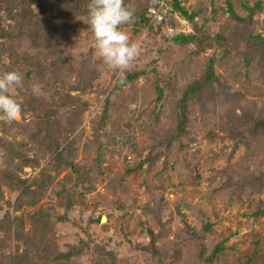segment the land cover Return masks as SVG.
Instances as JSON below:
<instances>
[{
  "label": "rangeland",
  "instance_id": "1",
  "mask_svg": "<svg viewBox=\"0 0 264 264\" xmlns=\"http://www.w3.org/2000/svg\"><path fill=\"white\" fill-rule=\"evenodd\" d=\"M146 1L127 0L136 23L122 28L140 46L128 70L147 73L121 89L114 87L126 71L110 70L96 55L92 31L81 26L68 29L66 14L53 34L56 51L47 60L44 78L36 76L33 65L15 64L24 76V86L16 92L24 109L27 97L34 96V83L42 85L44 95L39 98L59 91L77 95L78 90L62 87L61 79L70 67L73 72L91 67L97 77L93 90L81 95L89 106L81 114L73 135L76 150L69 158L78 164L77 170L66 162L57 166L55 153L44 156L31 150L27 156L33 161L28 166L17 158L4 162L1 152L0 168L5 170L0 179L1 264H200L199 242L208 251L219 244L226 247L212 264H264V180L260 179L264 134L233 150L237 140L230 132L244 128L235 118L244 115L242 103L264 108L261 58L257 55L247 62L236 48H226L222 54L210 46L197 52L196 43H172L159 28L141 19ZM180 1L194 19L178 12L162 29L165 34L227 35L237 24L231 8L246 17V5L260 2L253 33L264 37V0ZM54 10L58 8L48 6L41 15L56 23ZM78 18L87 23L88 13ZM48 50L45 47L44 52ZM60 56L61 72L51 70L50 62ZM2 58L6 65L14 62L7 54ZM211 59L218 82L208 95L214 98L206 108L197 99L189 102L187 132L166 149L167 141L157 143L158 135L175 131L178 101L187 86L205 73ZM5 71L0 65V74ZM112 90L100 145L96 128ZM31 120L32 113L25 121L22 114L17 118L20 123ZM13 126L5 137L10 142L22 139ZM237 134L235 138L242 135ZM34 197L35 203H28ZM193 232L201 236L195 238ZM151 236L156 238L154 244ZM83 244L70 260L57 257Z\"/></svg>",
  "mask_w": 264,
  "mask_h": 264
},
{
  "label": "trees",
  "instance_id": "2",
  "mask_svg": "<svg viewBox=\"0 0 264 264\" xmlns=\"http://www.w3.org/2000/svg\"><path fill=\"white\" fill-rule=\"evenodd\" d=\"M0 0V65L7 68V70L15 69L14 66L17 62L22 61L27 65H33V71L38 75L40 79L44 78V68L47 64V60L53 56L56 51L54 40L52 41L53 34L58 30V26L64 16V20L68 25V29L73 27H83L85 29H90L87 23H83L78 17L82 13H88V3L89 0ZM127 0H125L126 4ZM159 0H147L144 6V12L140 16L141 19L150 26L159 28L161 35L169 38L168 41L175 43L177 45L183 46L188 44L197 45V52H203L207 46L213 47L216 50H220L224 54V49L232 50L236 48L241 52L247 62H251L252 58L259 55L261 58L260 62L264 65V37L257 33H253V24L255 23L254 16L257 12L261 11V3L250 6L246 5L248 14L246 17L239 16L233 8H231L232 16L236 18L237 24L225 35L223 32L212 36L208 33H202V35L197 34H165L162 29H164L167 21L171 19L173 15L178 12L185 16H188L191 20L194 19V14H189V12L181 5L180 0H173L171 13H168L166 17L162 20L157 18L153 19L150 8L158 5ZM48 6L57 7V11H53V15L57 17L56 23L54 20H50L48 15H41ZM11 21V25H5V22ZM131 22L129 24L132 25ZM128 24V25H129ZM91 30V29H90ZM18 40L16 47L19 51H16L14 42ZM94 40V36H93ZM27 43L25 48H22V44ZM95 44V40H94ZM45 47L50 50L44 52ZM22 48V49H21ZM30 49L35 50L34 54L30 53ZM162 50V48L160 49ZM8 55L12 58V62L9 65L4 63L3 55ZM90 56V55H89ZM62 59L60 56L54 61L50 62L49 68L56 72H61L59 70V61ZM16 61V62H15ZM259 62V63H260ZM261 65V64H260ZM68 66H72L68 63ZM262 66V65H261ZM73 68H69L65 76L61 79L63 83V88H72L79 91L77 95L64 94L63 91L56 92L57 95L52 94L49 97L37 98L36 96H28L27 109L22 107V118L26 120L27 114L32 113V120L30 122L20 123L19 121H14L8 123L3 119H0V154L4 152L2 159L7 162V159H19L25 165H30L32 163V158L27 156V153L31 150H37L39 155H53L55 153V159L57 166L62 162H66L73 165L74 169H78V164L70 161V157L73 151L76 150V139L73 137L75 135L79 125L81 124L80 118L83 110L87 109L89 106V100H85L81 95L93 90L95 69L82 68L79 72H73ZM72 73V74H71ZM147 70H126L125 76L120 77L116 81L114 89H121L127 82L138 78L142 74H146ZM218 82L216 77L214 60L208 63L205 73L199 78L192 81L185 89L183 96L179 99V112L178 119L179 124L174 129H169L158 135L157 143L163 144L165 141L166 149H170L175 140L179 139L184 135L186 131V126L189 121V102L197 99L202 108H206V103L214 98V94L208 95L213 91L215 83ZM158 90H160L159 86ZM106 93L105 90H102ZM115 90L108 93L103 114L100 118L99 125L96 128V139L100 145L103 142L99 140L100 133L107 123L110 117L109 104L112 101V94ZM174 94V93H173ZM169 96H172L170 93ZM161 97V95L159 96ZM240 107L243 109L242 119L236 114L235 118L240 121L239 125H243L244 128L237 129V131H230L231 135L236 139L237 142L233 146L235 150L239 144L250 145L253 140L264 134V108L261 109L256 107H246L245 104H241ZM13 124H16L19 131H21L22 139L10 142L5 137L11 134L10 131L14 128ZM242 134L238 138L236 135ZM92 140L91 142H93ZM155 141V140H154ZM24 165H21L23 167ZM5 170L0 168V179ZM264 173V171L262 172ZM16 175V173H12ZM7 175L5 177L9 179H14L15 176ZM21 179V178H19ZM23 179V178H22ZM261 181L264 180V175H260ZM22 181V180H21ZM25 192V191H24ZM24 193H22L23 196ZM21 196V197H22ZM37 197V196H35ZM35 197L28 203L34 204ZM208 226V225H206ZM152 234V232H151ZM193 237L199 238L201 234L199 232L191 233ZM156 238L151 236V241L153 244ZM78 247V249L76 248ZM83 245H74V247L67 253H59L58 258H66V260L71 259L72 254H79ZM226 247L223 244L216 245L211 251H208V246L206 244L200 243L197 247V254L200 259V264H212L215 260L219 258L220 253ZM111 255V254H110ZM1 264V260H0ZM35 264H38L35 262ZM248 264V262L244 263Z\"/></svg>",
  "mask_w": 264,
  "mask_h": 264
},
{
  "label": "clouds",
  "instance_id": "3",
  "mask_svg": "<svg viewBox=\"0 0 264 264\" xmlns=\"http://www.w3.org/2000/svg\"><path fill=\"white\" fill-rule=\"evenodd\" d=\"M133 16L125 0H89L88 26L94 36L96 55L114 72L128 70L140 54L139 44L131 41L122 28L133 21ZM23 86L20 71L13 69L0 74V119L11 123L21 115L22 104L16 92ZM31 91L37 98L44 95L39 83H34Z\"/></svg>",
  "mask_w": 264,
  "mask_h": 264
},
{
  "label": "built area",
  "instance_id": "4",
  "mask_svg": "<svg viewBox=\"0 0 264 264\" xmlns=\"http://www.w3.org/2000/svg\"><path fill=\"white\" fill-rule=\"evenodd\" d=\"M172 2L173 0H159L157 6L151 7L150 12L152 13L153 19L157 18L158 20H162L168 13H171Z\"/></svg>",
  "mask_w": 264,
  "mask_h": 264
},
{
  "label": "water",
  "instance_id": "5",
  "mask_svg": "<svg viewBox=\"0 0 264 264\" xmlns=\"http://www.w3.org/2000/svg\"><path fill=\"white\" fill-rule=\"evenodd\" d=\"M105 220H106V216H103V217H102V221H105Z\"/></svg>",
  "mask_w": 264,
  "mask_h": 264
}]
</instances>
